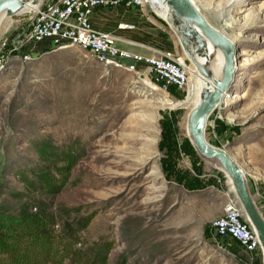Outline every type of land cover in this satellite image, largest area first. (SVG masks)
I'll return each instance as SVG.
<instances>
[{
  "label": "rangeland",
  "instance_id": "1",
  "mask_svg": "<svg viewBox=\"0 0 264 264\" xmlns=\"http://www.w3.org/2000/svg\"><path fill=\"white\" fill-rule=\"evenodd\" d=\"M194 1L238 41L234 84L206 136L242 168L259 207L264 0H248L243 10L231 0L230 14L216 9L227 0ZM33 16L0 22V32L8 25L0 37L2 264H20L25 254L28 264H264L262 254L211 227L231 184L188 133L191 73L184 90L164 92L69 44L30 49L31 61L17 58L20 52L3 57L9 52L3 42L26 32Z\"/></svg>",
  "mask_w": 264,
  "mask_h": 264
},
{
  "label": "built area",
  "instance_id": "2",
  "mask_svg": "<svg viewBox=\"0 0 264 264\" xmlns=\"http://www.w3.org/2000/svg\"><path fill=\"white\" fill-rule=\"evenodd\" d=\"M164 2V0H44L31 18L26 32L11 44L3 42V48L9 50L3 57L17 56L15 52H20L21 57L17 58L31 61L30 52L42 42L50 41L54 47L69 44L90 52L103 66H125L129 72L136 74L139 80L148 79L161 91L168 92L171 88L184 90L189 86V66L182 55L171 51L149 49L150 53H143L123 48V44L139 45L119 37L114 32L98 31L91 22V17L98 8L124 7L128 10L147 9L167 23L166 18L160 13L163 11ZM117 29L133 30L134 26L122 23ZM141 76L144 78L141 79ZM256 194L258 205L264 212V192L257 191ZM211 227L220 237L236 240L248 252L263 255L259 237L246 219L231 186L226 193L223 215L212 220Z\"/></svg>",
  "mask_w": 264,
  "mask_h": 264
},
{
  "label": "water",
  "instance_id": "3",
  "mask_svg": "<svg viewBox=\"0 0 264 264\" xmlns=\"http://www.w3.org/2000/svg\"><path fill=\"white\" fill-rule=\"evenodd\" d=\"M41 1L44 0H0V17L2 15L14 17L20 14L26 5H38ZM164 1L170 12L167 24L178 37L185 55L213 84L212 89L204 90L200 103L190 114L189 135L197 152L207 160L216 161L231 180L244 215L259 237L264 261V216L249 190L245 173L225 150L213 146L206 136L210 116L220 106L234 84L237 48L229 37L207 20L192 0ZM208 42L224 56L222 77L218 80L197 61V57L200 59L206 56ZM143 78L144 76H141V79Z\"/></svg>",
  "mask_w": 264,
  "mask_h": 264
},
{
  "label": "crops",
  "instance_id": "4",
  "mask_svg": "<svg viewBox=\"0 0 264 264\" xmlns=\"http://www.w3.org/2000/svg\"><path fill=\"white\" fill-rule=\"evenodd\" d=\"M91 22L98 31L114 32L119 37L139 45L123 44V48L143 53H150L151 50L177 53L178 44L173 33L168 30L167 24L147 9L98 8L93 13ZM122 23L130 24L134 26V29L118 30V25ZM49 44H51L50 41L42 42L36 45L34 50L50 46ZM260 192L263 193L264 189Z\"/></svg>",
  "mask_w": 264,
  "mask_h": 264
},
{
  "label": "bare ground",
  "instance_id": "5",
  "mask_svg": "<svg viewBox=\"0 0 264 264\" xmlns=\"http://www.w3.org/2000/svg\"><path fill=\"white\" fill-rule=\"evenodd\" d=\"M192 1L195 3L194 0H192ZM229 2H231V0H227L225 3L220 4V5H216L217 11H220V10L221 11H228V13L230 14L231 11L228 10V8H229L228 7ZM42 3H43V1H41L38 5L28 4V5H26L24 7V9L21 11V13H25V12H33V13H36L38 11V9L41 7ZM237 4L239 6L238 9L243 10V9H245L247 7L248 0H237ZM195 5H196V3H195ZM162 7H163V11H160V13L164 16V18H166V20H168L169 19V13H170L169 12V7L167 6V4L165 2H164V4H163ZM4 18L8 19V17H5V15H2L0 17V22ZM248 23L249 22H247L244 25L243 28H245ZM7 29H8V25L3 29V31L1 30L2 32H0L1 33L0 34V37L2 36L3 32H5ZM221 32L226 35L225 32H223V31H221ZM229 38L233 41V43L235 44V47L237 48V53H236V56H235L236 63H237L238 62V56H239V53H238V41H237V38L236 37H229ZM198 59L199 58L197 57V61L199 62V64H201L202 66H204V68L207 71H209L216 80H218V79H220L222 77V71H223V66H224V56L221 53V51L218 50V49H216L211 43L208 42V45H207V48H206V56L203 57V58H200L199 60ZM192 65L195 67L194 68L195 71L193 72V70H191V65H190L189 66V74L191 73L192 78H193V85H192L193 93L190 95V97L186 101L187 102H190L191 101L192 104H193V107L195 108L200 103V101L202 99V94H203L204 90L207 89V88L212 89L213 88V84L201 74V72H200L199 68L197 67V65H194L193 63H192ZM237 68H238V66H237ZM144 80H146V79H144ZM228 93L226 94V96L228 95ZM226 96L223 99V102L221 104H224L225 103ZM162 105L165 106V104H162ZM178 105L182 106L183 104L180 103ZM192 110H191V112H192ZM189 117H190V115H189ZM229 181H230V184H231V187H232L231 189L233 191L234 189H233V185L231 183V180L229 179Z\"/></svg>",
  "mask_w": 264,
  "mask_h": 264
},
{
  "label": "trees",
  "instance_id": "6",
  "mask_svg": "<svg viewBox=\"0 0 264 264\" xmlns=\"http://www.w3.org/2000/svg\"><path fill=\"white\" fill-rule=\"evenodd\" d=\"M171 89H175V88H171ZM175 90H176V89H175ZM40 245H41V244H40ZM25 255H26V254H25ZM25 255L17 257L18 260L22 262V263H20V264H28L27 261H26L27 258L24 257ZM14 260H15V259H14ZM2 262H3V261L0 260V264H2ZM15 264H16V263H15ZM17 264H18V263H17Z\"/></svg>",
  "mask_w": 264,
  "mask_h": 264
}]
</instances>
